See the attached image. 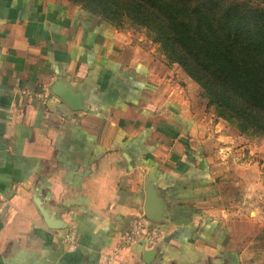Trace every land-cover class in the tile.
I'll return each mask as SVG.
<instances>
[{
    "label": "crops",
    "instance_id": "1",
    "mask_svg": "<svg viewBox=\"0 0 264 264\" xmlns=\"http://www.w3.org/2000/svg\"><path fill=\"white\" fill-rule=\"evenodd\" d=\"M122 42L68 1L0 0V264H244L200 88Z\"/></svg>",
    "mask_w": 264,
    "mask_h": 264
},
{
    "label": "trees",
    "instance_id": "2",
    "mask_svg": "<svg viewBox=\"0 0 264 264\" xmlns=\"http://www.w3.org/2000/svg\"><path fill=\"white\" fill-rule=\"evenodd\" d=\"M69 2L114 28L122 16L152 28L207 106L242 132L264 136V8L229 0Z\"/></svg>",
    "mask_w": 264,
    "mask_h": 264
},
{
    "label": "rangeland",
    "instance_id": "3",
    "mask_svg": "<svg viewBox=\"0 0 264 264\" xmlns=\"http://www.w3.org/2000/svg\"><path fill=\"white\" fill-rule=\"evenodd\" d=\"M229 1H246L264 8V0ZM115 23L123 45L141 50L153 63L177 65L168 59L152 28L127 16ZM203 97L207 106L208 99ZM220 112L214 106L205 107L198 124L199 140L221 191L225 221L239 243L244 264H264V136L242 132L234 120H226Z\"/></svg>",
    "mask_w": 264,
    "mask_h": 264
},
{
    "label": "water",
    "instance_id": "4",
    "mask_svg": "<svg viewBox=\"0 0 264 264\" xmlns=\"http://www.w3.org/2000/svg\"><path fill=\"white\" fill-rule=\"evenodd\" d=\"M61 98L64 100V102L67 104V106L72 109L76 110L77 106L76 104L71 100V98H67L66 96H61ZM152 194L148 193L147 202H146V208H145V214L148 218H150L152 221L156 222L158 221L157 217L154 214V206H152Z\"/></svg>",
    "mask_w": 264,
    "mask_h": 264
},
{
    "label": "built area",
    "instance_id": "5",
    "mask_svg": "<svg viewBox=\"0 0 264 264\" xmlns=\"http://www.w3.org/2000/svg\"><path fill=\"white\" fill-rule=\"evenodd\" d=\"M139 234H140V229L138 227H136L129 233L127 240L133 241L134 239H136L138 237Z\"/></svg>",
    "mask_w": 264,
    "mask_h": 264
}]
</instances>
